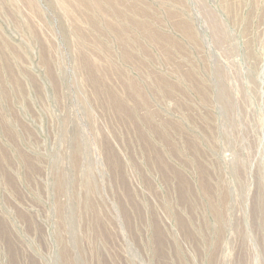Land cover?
Returning a JSON list of instances; mask_svg holds the SVG:
<instances>
[{"label": "rangeland", "instance_id": "374dc122", "mask_svg": "<svg viewBox=\"0 0 264 264\" xmlns=\"http://www.w3.org/2000/svg\"><path fill=\"white\" fill-rule=\"evenodd\" d=\"M0 264H264V0H0Z\"/></svg>", "mask_w": 264, "mask_h": 264}]
</instances>
